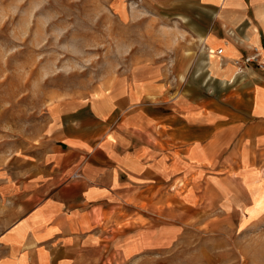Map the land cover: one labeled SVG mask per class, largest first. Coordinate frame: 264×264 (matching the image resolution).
<instances>
[{"label":"crops","instance_id":"1","mask_svg":"<svg viewBox=\"0 0 264 264\" xmlns=\"http://www.w3.org/2000/svg\"><path fill=\"white\" fill-rule=\"evenodd\" d=\"M150 4L192 28L201 67L189 86L152 62L53 100L39 138L0 158V264H178L191 236L242 246L264 216V0Z\"/></svg>","mask_w":264,"mask_h":264},{"label":"rangeland","instance_id":"2","mask_svg":"<svg viewBox=\"0 0 264 264\" xmlns=\"http://www.w3.org/2000/svg\"><path fill=\"white\" fill-rule=\"evenodd\" d=\"M150 3L0 0V158L39 138L53 100L89 97L147 63L165 68L172 87L184 65L189 86L202 65L197 37L177 27L173 7ZM248 232L242 246L196 245L191 236L176 249L178 264H194L185 257L199 247L234 258L207 264H264V216Z\"/></svg>","mask_w":264,"mask_h":264},{"label":"built area","instance_id":"3","mask_svg":"<svg viewBox=\"0 0 264 264\" xmlns=\"http://www.w3.org/2000/svg\"><path fill=\"white\" fill-rule=\"evenodd\" d=\"M218 53H221V50H218ZM255 61V57H250L246 59V62Z\"/></svg>","mask_w":264,"mask_h":264},{"label":"bare ground","instance_id":"4","mask_svg":"<svg viewBox=\"0 0 264 264\" xmlns=\"http://www.w3.org/2000/svg\"><path fill=\"white\" fill-rule=\"evenodd\" d=\"M244 261V260H243Z\"/></svg>","mask_w":264,"mask_h":264}]
</instances>
